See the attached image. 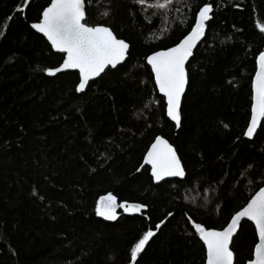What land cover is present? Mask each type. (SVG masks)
I'll return each instance as SVG.
<instances>
[{
	"label": "trees",
	"instance_id": "1",
	"mask_svg": "<svg viewBox=\"0 0 264 264\" xmlns=\"http://www.w3.org/2000/svg\"><path fill=\"white\" fill-rule=\"evenodd\" d=\"M49 2L0 0V264H130L131 247L149 230L157 235L131 264H202L189 216L221 230L264 186V129L253 141L242 134L264 49L256 28L264 0H174L155 16L133 0H102L89 22L109 26L131 49L120 71L91 82L86 94L74 91L76 73L45 74L62 61L29 25ZM205 3L213 18L187 62L176 129L144 57L177 43ZM157 135L177 151L186 181L156 185L150 168L136 171ZM109 193L146 207L105 221L94 208ZM249 225L234 237L235 264L254 247Z\"/></svg>",
	"mask_w": 264,
	"mask_h": 264
},
{
	"label": "snow or ice",
	"instance_id": "2",
	"mask_svg": "<svg viewBox=\"0 0 264 264\" xmlns=\"http://www.w3.org/2000/svg\"><path fill=\"white\" fill-rule=\"evenodd\" d=\"M25 4L29 0H23ZM102 0H50L39 13L38 21L29 25L34 33L39 34L50 46L53 53H58L62 62L57 67L45 69L47 76L72 71L78 73V82L74 91L86 94L90 82L110 70L119 72L126 63L131 46L124 39L117 38L109 26L103 23H90L88 13L93 6L99 8ZM174 0H133L141 10L150 9L152 14H163L173 5ZM18 11L23 12L20 8ZM213 6L205 3L195 13L194 23L190 30L173 46L153 51L144 57L146 71L150 69V80L162 99V113L176 128L182 126V97L186 90V62L193 56V49L206 34V22L213 17ZM105 18L110 15V7L100 13ZM256 28L264 34V23H257ZM255 76L251 80L250 118L246 121L243 136L254 140L258 126L264 129V51L255 56ZM147 166L150 168L151 183L160 185L168 178H178L177 183L187 180V170L177 151L160 135L155 136L150 147L143 155V162L137 172ZM140 203H118L111 193L95 201L94 212L105 221L117 219V209L124 213H139L145 208ZM168 217L173 213L169 211ZM148 219L149 217H145ZM192 236L202 243V264H235V253L232 249L234 234L242 230L246 222L254 226V247L244 264H264V186H259L239 210L231 215L222 230L209 228L195 222L190 216ZM165 219L155 224L161 230ZM157 235L154 231H144L138 242L131 247L130 264L137 262L138 255L144 250L150 238Z\"/></svg>",
	"mask_w": 264,
	"mask_h": 264
},
{
	"label": "water",
	"instance_id": "3",
	"mask_svg": "<svg viewBox=\"0 0 264 264\" xmlns=\"http://www.w3.org/2000/svg\"><path fill=\"white\" fill-rule=\"evenodd\" d=\"M33 31V30H32ZM39 35V34H38ZM202 39H203V37H202ZM202 39H201V41H202ZM201 41H199L198 43H197V45L194 47V49H196L197 48V46L200 44V42ZM194 49H193V51H194ZM263 51H264V49H263ZM56 54H58V53H56ZM59 55H61V54H59ZM191 59V57L189 58V60ZM189 60L187 61V62H189ZM186 62V67H187V63ZM61 73H76L77 75H78V73L77 72H72V71H65V72H61ZM255 73V72H254ZM58 74H60V73H57L56 75H58ZM187 74V73H186ZM254 76H255V74H254ZM253 76V77H254ZM50 77H52V76H50ZM96 79H98V78H96ZM77 81H78V79H77ZM91 83V82H90ZM251 86V85H250ZM186 88H187V83H186ZM185 92H186V90H185ZM158 94L160 95V93L158 92ZM185 94V93H184ZM184 94H183V96H184ZM161 97V96H160ZM182 99H183V97H182ZM250 112V111H249ZM167 118V117H166ZM263 119V118H262ZM174 128H176L175 126H174ZM176 129H178V128H176ZM258 129H259V126H258ZM150 147V146H149ZM174 179H176V180H178V178H168V180L167 181H169V180H174ZM162 183V182H161ZM258 191V190H257ZM119 211H122L121 209H117V213L119 212ZM142 212V211H141ZM141 212H139V213H136V212H130V213H127V214H129V215H132V216H138V215H140L141 214ZM248 224H250V222H247ZM225 227V226H224ZM253 228H254V226H252ZM222 230V229H221ZM239 230V229H238ZM255 230V229H254ZM236 235L234 234V237H235Z\"/></svg>",
	"mask_w": 264,
	"mask_h": 264
}]
</instances>
